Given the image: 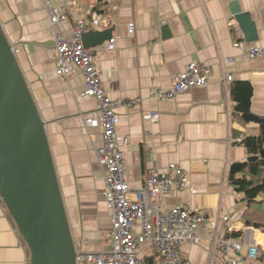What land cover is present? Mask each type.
Here are the masks:
<instances>
[{
  "label": "crops",
  "instance_id": "crops-1",
  "mask_svg": "<svg viewBox=\"0 0 264 264\" xmlns=\"http://www.w3.org/2000/svg\"><path fill=\"white\" fill-rule=\"evenodd\" d=\"M233 3L256 21L257 41L244 40L230 11ZM95 13L106 24L88 33L112 28L117 39L115 50L95 55L103 85L113 98L138 99L132 107L117 108L118 137L131 142L124 148L130 187L141 188L153 167L166 171L177 164L193 189L172 188L160 199L163 211L183 205L208 218L199 231L201 241L183 245L181 255L192 264H231L230 259L264 264V194L246 199L229 181L233 166L256 158L238 139L259 134V123L234 109L235 80L252 83L251 113L264 117V56L246 54L250 48L264 49V0H80L57 28L70 32L79 16L91 19ZM130 22L135 24L133 33ZM0 24L45 122L76 251H110L112 209L96 155L101 131L86 127L84 121L97 101L84 95L85 78L78 68L69 78L56 73L54 29L44 0H0ZM226 57L235 61L222 63ZM191 61L210 68L205 85L164 101L152 97V89H169ZM227 74L233 75L232 81L225 80ZM151 111L160 114L156 122L146 117ZM233 232L241 234L230 237ZM224 238L241 243L240 251L224 252L218 244ZM252 245L262 252L255 259L247 255ZM140 253L150 262L156 259L149 245ZM0 264H31L30 250L1 194Z\"/></svg>",
  "mask_w": 264,
  "mask_h": 264
},
{
  "label": "built area",
  "instance_id": "built-area-1",
  "mask_svg": "<svg viewBox=\"0 0 264 264\" xmlns=\"http://www.w3.org/2000/svg\"><path fill=\"white\" fill-rule=\"evenodd\" d=\"M80 0H64L55 4L52 0H44L49 22L53 27V51L55 54L56 73L64 78L72 76L78 68L85 78L84 95L97 101V107L85 114L86 127L99 128L102 144L96 148L99 163L104 169L106 191L105 197L112 209L111 250L101 252L77 253V263L88 264H192L181 255L180 249L185 244H198L201 241L199 231L208 223L207 216L194 209L175 205L164 212L161 197L172 188L193 189L188 175L177 164L171 163L166 171L157 167L149 169L143 186L133 190L127 180L126 157L124 148L131 142L129 137L119 138L117 124L119 116L117 108L132 107L138 99L113 98L103 85L100 70L95 62V55L100 51L116 49L115 37L98 46L88 47L83 36L93 26L105 23L101 14L95 13L91 19L81 15L70 32H63L58 25L67 18L69 10ZM129 32L135 31L134 22L128 24ZM250 58L264 56V49L250 48L246 50ZM232 57L222 59V63L230 64ZM210 68L197 61L187 64L185 70L177 74L169 89L156 87L152 89V97L164 101L194 86L205 85L210 76ZM225 80H233L232 74L225 75ZM158 111L149 112L146 117L152 122L159 119ZM243 137L241 136L239 141ZM139 227V231L135 229ZM224 252L240 251L242 244L231 238L219 241ZM149 245L156 259L150 262L141 256L140 248ZM262 254L257 245L248 249V257L255 259ZM236 264L234 259L229 260Z\"/></svg>",
  "mask_w": 264,
  "mask_h": 264
},
{
  "label": "water",
  "instance_id": "water-1",
  "mask_svg": "<svg viewBox=\"0 0 264 264\" xmlns=\"http://www.w3.org/2000/svg\"><path fill=\"white\" fill-rule=\"evenodd\" d=\"M230 11L244 40L257 41L258 27L250 13L241 10L238 3H233ZM112 34L113 29L108 28L85 34L83 41L91 47L109 40ZM243 118L259 121L254 114H244ZM243 164H236L231 171ZM0 194L27 243L31 264H77L45 122L1 24Z\"/></svg>",
  "mask_w": 264,
  "mask_h": 264
},
{
  "label": "trees",
  "instance_id": "trees-1",
  "mask_svg": "<svg viewBox=\"0 0 264 264\" xmlns=\"http://www.w3.org/2000/svg\"><path fill=\"white\" fill-rule=\"evenodd\" d=\"M254 88L249 80H235L232 84V97L235 102V111L243 117L251 113V104ZM259 134L243 137L244 144L254 160L247 161L243 165L230 172L229 181L237 192L242 193L244 198L252 200L259 194H264V117H259ZM241 232H233L229 236H240Z\"/></svg>",
  "mask_w": 264,
  "mask_h": 264
}]
</instances>
